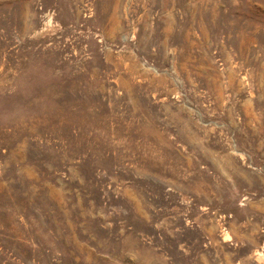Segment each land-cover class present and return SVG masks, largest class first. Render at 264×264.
I'll return each instance as SVG.
<instances>
[{
  "label": "rangeland",
  "instance_id": "374dc122",
  "mask_svg": "<svg viewBox=\"0 0 264 264\" xmlns=\"http://www.w3.org/2000/svg\"><path fill=\"white\" fill-rule=\"evenodd\" d=\"M0 264H264V0H0Z\"/></svg>",
  "mask_w": 264,
  "mask_h": 264
}]
</instances>
